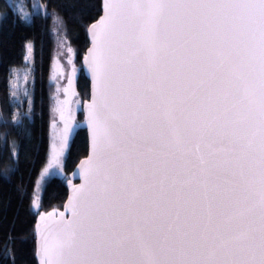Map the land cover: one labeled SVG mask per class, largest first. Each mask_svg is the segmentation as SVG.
Wrapping results in <instances>:
<instances>
[{"label":"snow or ice","instance_id":"1","mask_svg":"<svg viewBox=\"0 0 264 264\" xmlns=\"http://www.w3.org/2000/svg\"><path fill=\"white\" fill-rule=\"evenodd\" d=\"M101 8L88 29L91 155L71 218L40 213L39 264H264V0ZM59 111L41 179L68 147Z\"/></svg>","mask_w":264,"mask_h":264},{"label":"trees","instance_id":"2","mask_svg":"<svg viewBox=\"0 0 264 264\" xmlns=\"http://www.w3.org/2000/svg\"><path fill=\"white\" fill-rule=\"evenodd\" d=\"M18 1L30 10L26 20L20 19L15 8ZM87 3L95 7L88 10ZM101 5L102 0H0V264H13V257L15 264H39L35 255L37 218L42 212L62 209L69 174L88 152L86 131L75 130L64 155L63 174L47 178L37 194L50 144L54 91L50 73L55 60L51 19L57 16L63 21L69 45L64 59L75 73L77 98L83 104L90 86L82 68L90 43L87 29L99 19ZM27 42L31 43L29 99L17 103L9 80L12 69L25 65ZM77 118L82 120L81 108ZM37 197L42 207L30 211Z\"/></svg>","mask_w":264,"mask_h":264},{"label":"rangeland","instance_id":"3","mask_svg":"<svg viewBox=\"0 0 264 264\" xmlns=\"http://www.w3.org/2000/svg\"><path fill=\"white\" fill-rule=\"evenodd\" d=\"M17 5H19V10L17 9ZM15 8L20 16L27 15V17H30V10L27 9L22 3L19 1L15 3ZM53 16L51 21V30L54 40V63L52 65L51 73H50V81L52 82L54 86V91L52 95V106H51V118H50V144H49V153L51 151L52 145L59 144L58 136L64 129V121L61 119V114L59 109L65 107L66 103V94L64 92L65 82L67 80V73L70 72L71 68L69 65L65 62V56L68 55L69 45L65 37L64 27L63 25L56 22ZM30 42L26 43L25 46V65L22 68H14L11 71V76L9 80V86H10V92L11 96L13 97V100L17 103H20L24 100V102H27L29 99V80L31 75V61H30V54L28 52V44ZM31 44V43H30ZM27 57V59H26ZM82 108V104L80 100L76 97L73 100L72 106L70 108L69 112V118L73 121L78 122L77 113L78 110ZM71 136V131L68 135V144ZM67 148L65 149L66 152ZM48 153V157H49ZM65 155V154H64ZM63 159L62 157V165L55 169V171L58 173V176H61L63 174ZM48 160V159H47ZM47 165V162H46ZM45 165V167H46ZM44 167V168H45ZM43 171V170H42ZM42 173V172H41ZM56 176V175H55ZM51 176H48L49 178ZM46 178V179H47ZM46 179H41V174L39 176L40 183H37L36 190L37 194H41L44 186V182Z\"/></svg>","mask_w":264,"mask_h":264},{"label":"water","instance_id":"4","mask_svg":"<svg viewBox=\"0 0 264 264\" xmlns=\"http://www.w3.org/2000/svg\"><path fill=\"white\" fill-rule=\"evenodd\" d=\"M103 15V11L99 17V19L102 17ZM99 19L95 22H93L92 24L96 23L99 21ZM90 24L89 27L92 25ZM88 27V29H89ZM87 29V34H88V38H89V46L85 52V55L83 57L82 60V68L84 70V74L86 75V77L89 79V98L87 100H85L82 104V120L76 122L73 121L69 118V112H70V108L72 106L73 100L74 98L77 97V89H76V76L74 71L71 69L69 73H67V80L65 82V87H64V92L66 94V103H65V107H64V116L67 119L68 123H70L72 125V129H71V135L72 133L77 130V129H82L86 131V135H87V141H88V152L87 155L85 157H83L82 159L79 160V162L76 164V166L74 167V169L72 170V172L69 174V180H68V194H67V198L63 204L62 209L60 210H56V211H49V212H54L57 216H59L60 213H64V218L65 219H70L71 218V212L66 208V205L68 204L69 201V197L72 194V187L73 186H79L83 183V180L80 176V164L81 161L86 160L90 155H91V130L88 127V108L87 105L92 103V99H93V92H94V87H93V80H92V73L91 70L89 68V59H90V52L89 50L92 48V38H91V34ZM69 80H71V86L69 85ZM67 90V91H66ZM64 121V120H63ZM65 123V121H64ZM71 137V136H70ZM42 213H47V212H42ZM40 216V215H39ZM39 216L37 218L36 224H35V255L36 258L38 259V262L40 260V244H41V237H40V233H39V229L37 227V225L39 224Z\"/></svg>","mask_w":264,"mask_h":264}]
</instances>
